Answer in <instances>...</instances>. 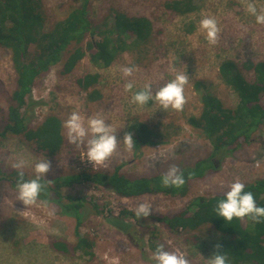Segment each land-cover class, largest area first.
<instances>
[{
	"label": "rangeland",
	"instance_id": "1",
	"mask_svg": "<svg viewBox=\"0 0 264 264\" xmlns=\"http://www.w3.org/2000/svg\"><path fill=\"white\" fill-rule=\"evenodd\" d=\"M178 0H90L89 17L91 25L101 28L114 26L115 11H124L130 16H146L151 19L154 29L146 40H139L137 46L118 54L110 65L94 63L86 54L69 73H62V62L53 65L39 77L27 98L34 99L28 113L30 123L36 126L47 115L57 114L63 122L73 112H78L85 124L89 117L100 114L106 123L116 129L121 140L116 153L106 165L94 167L83 163L79 154L87 150L85 145L77 147L68 142L63 127L65 142L55 155L36 152L22 135L9 134L0 137V167L12 171L13 163L23 159L24 173L34 177V165L41 159L51 162L46 179H53L82 169L111 172L121 165L122 171L133 177H149L164 174L170 166L180 170L198 160L210 156L213 143L201 130L194 128L189 120L202 111L201 93L215 94L225 106L235 107L239 95L222 77L220 65L226 60L239 65L244 76L253 80V71L246 70L243 62L264 61V24H257L255 17L248 13L249 0H191L189 8L182 12L168 7ZM181 8H186V0ZM84 0H41L48 15L46 29L54 22L67 17L69 12L82 6ZM257 10L264 8V0H253ZM188 7V6H187ZM205 16L214 17L220 27L215 45L209 44L206 33L199 22ZM94 28V27H93ZM137 34L130 35V43L137 40ZM97 34L88 31L81 45L98 40ZM135 66L132 76H123L122 66ZM175 69V71H173ZM177 72H186L189 82L185 86L187 103L182 111L171 108L164 110L154 100L140 106L132 103V96L151 83L153 94L174 78ZM98 74L90 90L97 89L89 99L87 92L79 89L77 78L87 74ZM18 74L12 60V52L0 47V129L3 128L7 105L16 88ZM203 81L205 89L197 90L196 81ZM134 82L131 91H125V84ZM30 101V99H28ZM261 102L264 104V92ZM146 123L161 134L157 144L144 146L139 151H127L122 139L133 124ZM250 141L242 142L236 150L218 152L217 169H211L206 176L193 180L188 191L181 196H167L160 193L140 197H124L107 187L90 181H79L64 187V192L76 196L88 195L92 199L85 207L81 223L53 200L38 198L36 203L25 206L17 200V184L0 179V264H156L155 253L149 246L151 227H156L167 251L182 252L190 264H207L215 245L225 236L212 225L178 233L156 221L154 216L173 214L194 198L211 197L226 193L237 179L247 184L264 178V124L252 133ZM216 161V160H215ZM17 170V169H15ZM89 202V200L87 201ZM151 206V215L140 218L125 217L137 230V238L143 245L137 247L122 229L111 219L122 209L135 211L141 204ZM95 204L97 207L95 208ZM52 212V215H49ZM113 213V215H112ZM143 233V234H142ZM174 233V234H173ZM83 236L93 242L94 255L78 250L64 253L52 247L53 240L64 239L72 245ZM150 238V239H149Z\"/></svg>",
	"mask_w": 264,
	"mask_h": 264
},
{
	"label": "trees",
	"instance_id": "2",
	"mask_svg": "<svg viewBox=\"0 0 264 264\" xmlns=\"http://www.w3.org/2000/svg\"><path fill=\"white\" fill-rule=\"evenodd\" d=\"M89 2L90 0H84L82 6L73 8L66 18L54 22L46 29L48 15L41 0H0V47L12 52L13 64L18 74L16 88L7 105L6 121L0 129V137L22 135L36 152L48 156L57 154L65 142L61 117L50 114L36 126L29 124L30 106L38 102L27 97L37 79L53 65L62 62L63 58L61 72H71L87 53L94 63L110 65L119 53L137 46L139 40H146L151 36L154 29L151 19L146 16H130L119 10L115 11L113 27L103 29L92 26ZM181 4L182 1L178 0L168 7L177 12L186 11L191 0H186V8H181ZM88 31H91V35L97 34L99 39L90 40L83 47L81 43ZM135 34L138 36L137 40L130 43V35ZM242 65L246 70L254 72L252 81L244 76L239 65L233 61L226 60L219 67L223 79L239 95V102L235 107L225 106L221 99L205 89L202 80L195 82L197 90L202 88L205 91L201 93L202 111L199 116H191L189 123L207 135L213 143L214 151L210 156L181 168L185 179L182 187H165L162 184L164 174L129 176L122 171L121 165H117L109 173L85 168L77 173L42 179L41 182L46 187L38 198L55 201L65 213L72 214L81 223L85 207L92 198L64 192V187L75 182L90 181L124 197H140L152 193L170 197L185 194L193 180L203 178L208 171L218 168V152L236 150L242 142L250 141L252 133L264 124V104L261 102L264 92V61L249 60ZM98 77V74L87 73L77 78L79 89L87 92L89 99H93L94 93L100 95L99 90H90ZM130 132L136 142V152L144 146L157 144L155 138L161 137L159 132L146 123L131 125ZM32 178L34 177L24 173L25 180ZM0 179L9 180L15 185L18 182V170L6 172L0 167ZM245 191H251L257 206L264 207V178L245 184ZM224 194L191 199L184 208L173 214L155 215L154 218L174 233H178L180 228L193 231L212 225L225 236L217 244L222 245L219 251L226 252L229 264H264V219L260 223L253 222L250 217L225 221L215 211L218 202L225 198ZM125 217L140 219L135 211L122 209L119 215H113L111 221L130 237L133 244L141 247L144 240L142 237L137 238L135 226L127 223ZM150 230L154 236L149 238V246L155 252L158 244L154 239L162 238L157 235L156 227L153 226ZM52 247L64 253L81 250L85 254L94 255L93 242L79 236L78 242L73 245L64 239L53 240ZM216 251L214 248L211 255Z\"/></svg>",
	"mask_w": 264,
	"mask_h": 264
},
{
	"label": "clouds",
	"instance_id": "3",
	"mask_svg": "<svg viewBox=\"0 0 264 264\" xmlns=\"http://www.w3.org/2000/svg\"><path fill=\"white\" fill-rule=\"evenodd\" d=\"M247 11L255 17L257 24H264V8L257 10L253 0L247 3ZM200 29L206 33V39L209 44L215 45L220 34V27L217 20L211 16H205L199 22ZM136 70L135 66H122L120 71L123 76L130 77ZM175 71V69H173ZM189 82V75L186 72H177L173 79L160 87L155 94L152 91L151 83H146L142 89L135 92L132 96V103L143 106L150 100L157 102L162 109L169 108L182 111L187 103L185 96V86ZM134 82L129 81L125 84V91H131L134 88ZM66 129L68 142L80 147L85 145L87 148L88 160L102 165L116 153L121 140L117 138L116 129L106 123V119L97 114L89 117L85 124L82 116L73 111L63 122ZM122 142L127 151H132L136 142L131 132H127ZM26 162L23 159L17 160L12 167L18 170L17 200H20L25 206L34 205L41 192L46 187L41 181L51 170V162L48 159H41L34 165V178L24 179L23 169ZM52 181H48L51 183ZM185 183L184 175L180 169L172 165L162 176V184L165 187H182ZM225 198L220 200L215 209L217 216L224 218L225 221H232L233 218L243 219L250 217L255 223H260L264 219V207L257 206L254 194L251 191H245V184L239 179L230 184L229 190L224 194ZM45 206L47 202L45 201ZM151 206L141 203L135 209V215L138 218L151 215ZM49 212V215H52ZM217 249L206 261L207 264H229L226 252H221V244H216ZM152 259L156 264H190L189 259L182 252L167 251L163 244H158Z\"/></svg>",
	"mask_w": 264,
	"mask_h": 264
},
{
	"label": "built area",
	"instance_id": "4",
	"mask_svg": "<svg viewBox=\"0 0 264 264\" xmlns=\"http://www.w3.org/2000/svg\"><path fill=\"white\" fill-rule=\"evenodd\" d=\"M34 89V86H33V88H32V90ZM79 158H80V160L83 162V163H89V164H91V165H93L94 167H97L98 166V164H95V163H93V162H91V161H89L88 160V157H87V150H85V151H82L79 155ZM103 166H105L106 165V161H105V163L104 164H102ZM103 170V169H102ZM104 171V170H103ZM106 172V171H105ZM109 173V172H108Z\"/></svg>",
	"mask_w": 264,
	"mask_h": 264
},
{
	"label": "flooded vegetation",
	"instance_id": "5",
	"mask_svg": "<svg viewBox=\"0 0 264 264\" xmlns=\"http://www.w3.org/2000/svg\"><path fill=\"white\" fill-rule=\"evenodd\" d=\"M80 237H83V236H80ZM84 238V237H83Z\"/></svg>",
	"mask_w": 264,
	"mask_h": 264
},
{
	"label": "crops",
	"instance_id": "6",
	"mask_svg": "<svg viewBox=\"0 0 264 264\" xmlns=\"http://www.w3.org/2000/svg\"><path fill=\"white\" fill-rule=\"evenodd\" d=\"M85 238V237H84Z\"/></svg>",
	"mask_w": 264,
	"mask_h": 264
}]
</instances>
